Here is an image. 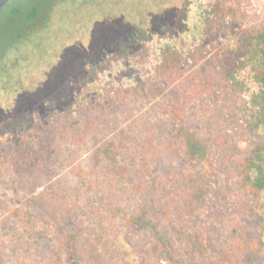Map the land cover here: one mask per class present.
<instances>
[{
  "label": "rangeland",
  "instance_id": "rangeland-1",
  "mask_svg": "<svg viewBox=\"0 0 264 264\" xmlns=\"http://www.w3.org/2000/svg\"><path fill=\"white\" fill-rule=\"evenodd\" d=\"M22 1L20 18L50 4L53 14L44 22L41 12L27 21L31 28L0 31V264H47L29 237L27 208L37 228L44 223L43 206L82 230L102 226L112 232L102 205L109 182L95 167V147L105 131H129L126 157L139 184L128 197L129 210L148 201L150 172L166 188L175 182L179 159L167 143L172 103L164 92L150 93L169 44L182 50L181 70L199 69L213 78L210 91L185 103L189 124L213 145L223 178L213 208L200 221L210 245L232 241L236 223L264 215V199L254 208L258 199L227 180L235 155L254 143L245 121L252 119L258 84L241 34L263 25L264 0L186 1L179 8L186 23L156 17L172 11L177 0H86L84 10L78 9L82 0ZM235 59L241 66L236 83L229 67ZM87 73L89 82L82 81ZM175 84L170 75L162 86ZM137 235V251L158 264L147 235ZM123 244L126 262L138 263V253ZM248 262L264 264V255Z\"/></svg>",
  "mask_w": 264,
  "mask_h": 264
},
{
  "label": "trees",
  "instance_id": "trees-1",
  "mask_svg": "<svg viewBox=\"0 0 264 264\" xmlns=\"http://www.w3.org/2000/svg\"><path fill=\"white\" fill-rule=\"evenodd\" d=\"M244 32L241 36L246 41L245 47L240 51L254 61L252 80L258 84V90L251 98L252 119L245 121V128L254 136V143L245 152L235 155L234 168L227 180L248 196L258 199L254 206L257 208L264 199V131L260 132V129L264 130V23L258 30ZM166 46L163 47L164 60L157 69V83L150 93L164 92L172 103L168 113L172 126L167 143L179 159L175 182L170 189L166 188L160 177H156L154 171L150 172L148 176L153 184L148 201L135 211L129 210L128 197L135 194L139 185L131 179L132 164L126 157L129 131L117 126L105 131L95 147V167L109 182L102 205L112 232L109 234L102 226L95 230L92 226L85 230L82 227V230L69 218L43 211V206V217L39 219L44 223L37 228L33 211L27 208L29 237L35 239L40 248V259L47 264H121V259L126 262V256H129L123 241L138 253V263L126 264H150L154 257L146 254L143 257L136 249L134 240L140 232L147 235L148 247L158 264H249L253 255H264V215L260 213L252 222L236 223L232 241L214 243V247L208 241L207 228L200 221L213 208V196L223 178L213 155V145L189 124L185 103L210 91L213 78L207 71L193 69L187 73L181 70L182 50L174 45ZM238 54L235 56L239 57ZM236 60L229 62L235 83L236 70L241 68ZM170 75L175 77L176 84L163 88V80ZM240 111L245 112L244 108ZM118 251L122 252L121 259L117 257Z\"/></svg>",
  "mask_w": 264,
  "mask_h": 264
},
{
  "label": "flooded vegetation",
  "instance_id": "flooded-vegetation-1",
  "mask_svg": "<svg viewBox=\"0 0 264 264\" xmlns=\"http://www.w3.org/2000/svg\"><path fill=\"white\" fill-rule=\"evenodd\" d=\"M186 1L188 2H192V3H196V2H201L203 0H177V3L174 5L173 10H168L166 12H162L160 15H157L156 17H171L173 18H179L178 23H180V19L181 23H186V19L185 17V13L184 14H180V12H182V10L180 11V6L183 8V5H181L182 3H185ZM212 1V0H210ZM22 0H0V31H5V30H12V31H16V30H20V29H24L26 28H31L29 22L40 17V13L43 12L44 14V22L49 21L51 18V15L53 14V5H47V9H43L42 7H37L34 8L33 10L30 11V13H32L33 11L35 12L33 16H29L30 14L26 15L24 18H20L21 15V10L23 7L22 4ZM86 3V0H82L81 5L78 7V9H83L84 10V4ZM163 14V15H162ZM181 17V18H180ZM29 21V22H27ZM43 22V23H44ZM39 25L42 24L40 22H38ZM29 24V25H28ZM26 25V26H25ZM28 25V26H27ZM37 25V26H39ZM169 27H172V24H167ZM186 25V24H185ZM36 26V27H37ZM189 27V25H188ZM140 28H137V30L135 32H138ZM187 28H185L184 30H186ZM137 34V33H135ZM174 34V33H173ZM138 35V34H137ZM137 40V39H136ZM140 47H138L139 49ZM135 51L137 52V47H135ZM121 52V51H120ZM137 56V53L135 54ZM88 69V68H87ZM86 69V70H87ZM82 71L85 72V68H82ZM82 81L84 80L85 82H89L90 78L87 75L82 76L81 77ZM71 94V93H70ZM71 97H73L74 95H70ZM72 99L69 100L68 103H71ZM67 104V103H66ZM58 108H60V105L55 106L54 110H57ZM49 111V109H47ZM53 110V109H52Z\"/></svg>",
  "mask_w": 264,
  "mask_h": 264
}]
</instances>
